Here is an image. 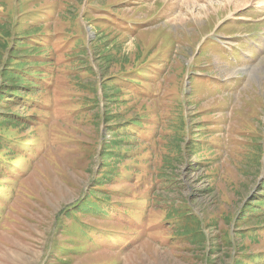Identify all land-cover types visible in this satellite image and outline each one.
Here are the masks:
<instances>
[{
  "label": "rangeland",
  "instance_id": "rangeland-1",
  "mask_svg": "<svg viewBox=\"0 0 264 264\" xmlns=\"http://www.w3.org/2000/svg\"><path fill=\"white\" fill-rule=\"evenodd\" d=\"M25 31L41 64L0 96V264H264V0H0V67ZM146 53L162 97L115 102L105 80ZM140 110L107 155L111 116Z\"/></svg>",
  "mask_w": 264,
  "mask_h": 264
},
{
  "label": "trees",
  "instance_id": "trees-1",
  "mask_svg": "<svg viewBox=\"0 0 264 264\" xmlns=\"http://www.w3.org/2000/svg\"><path fill=\"white\" fill-rule=\"evenodd\" d=\"M91 6V5H90ZM100 10L94 11L92 10L93 13H98ZM109 18V17H108ZM134 22L137 23L138 26V22L136 21V19H132ZM131 21V20H129ZM128 21V22H129ZM140 22V20H139ZM10 27L11 28H15L18 23L15 20H12L11 22H9ZM127 24V23H126ZM126 27L128 28V25H126ZM161 27V26H160ZM132 28V27H130ZM39 29V28H38ZM163 31H167L162 29ZM35 31H31V33H34ZM170 34V31H167ZM101 35H103V32H101V34L99 35L98 38H95L93 40L92 45L94 46V51L97 50V52H94V57H95V63H97L96 65H98L99 67H101L100 65H105V67L110 64V62H113L114 59L111 55V52H115L114 48H111L108 51V54L106 53V49L104 47H106V42L108 40H105L101 37ZM173 36V35H172ZM13 37V40L10 42V45L7 46L9 47L10 51L8 52V55L6 56L8 59L3 63V66L0 67V96L3 95L2 93H5V95L7 94H11L12 96L6 100V102H14L16 99H20V97L23 94H26L24 91L30 87L33 86L35 89L38 88V86H35L33 83H31L29 81V77L31 76L30 71L26 68L27 66H29L32 63H27L25 62V58L27 59H31L33 60V64L35 65V69H37V65L41 64L38 63V61H34L35 58L39 57L40 55V51L42 50V47L40 46L37 38H32L30 37V32L25 31V33H23L22 36H18L17 34H15ZM22 37V38H21ZM78 39V38H77ZM74 40L72 38V42L74 40V43L72 44V51H74L81 59V56L79 55V51L82 49L80 46H78V48H75L76 45H78V41L80 40ZM82 45H84L85 40L84 37L80 40ZM79 41V42H80ZM174 41V39H173ZM71 42V43H72ZM112 43V41L110 42ZM175 43V42H174ZM174 45V44H173ZM6 48V47H4ZM1 51V50H0ZM140 53V51H139ZM138 53V55H139ZM24 57V58H22ZM149 58L148 53L144 54L140 61L137 63V65H135L133 68L130 69H126V70H120L117 72L116 75L113 76H109L107 77V79L105 80V83L103 85L104 89L107 88H111L114 90L115 96H116V100L115 102L119 103L118 100L123 97V101H127L130 102L134 96H139V97H143V99L145 100H149V99H153L156 97H162L161 96V89L162 86L164 84H162L161 82H157V84H155L154 79H151L150 76H146L143 75L141 73L142 68L141 66L144 65V62L147 61ZM47 58H43V61L46 62ZM122 60V61H121ZM120 60V62L124 65L126 62L125 60L122 58ZM50 61V60H48ZM83 61V60H82ZM161 61L164 63V66L167 64H173V62L171 61V59L163 56L161 58ZM85 63H89L88 59H85ZM122 65L119 66V68L121 69ZM166 68V66H165ZM34 79L38 80V72H34ZM2 87V88H1ZM113 92H111V102L113 104V99H114V95L112 94ZM122 104H126L127 103H122ZM9 113L6 114L7 116L5 117L6 119L4 120L5 123H11L12 121V117L16 116V114H14L13 109L12 110H8ZM142 110H140L139 112H135V115L132 116L130 119H125L124 116L122 114H117V116H111V120H114L115 122L112 124L114 126V128H112V131L110 132V137H111V142H108L107 144L105 143V152L106 154L108 153H114L115 149L116 154H113L115 159H124V155H126L128 153V145L125 143H121L120 142V138L118 137V134L115 131H117L120 128L123 129H128L132 126H139L141 125L142 122V118L141 115L142 114ZM111 113V112H110ZM129 123V124H128ZM112 126V127H113ZM114 129V130H113ZM149 134V132H147ZM151 135V134H149ZM145 138H149L147 136V134L144 135ZM3 139L6 140L5 137H3ZM123 147H126L125 150H123ZM261 149V148H260ZM107 154V155H108ZM261 156V155H260ZM121 178L125 181L130 183V177H126L124 175L121 176ZM135 182V181H134ZM264 184V182H263ZM262 184V185H263ZM263 187V186H262ZM96 191H94V193H92L90 191L89 195L93 198L97 197L96 196ZM101 201H104V199H101ZM83 205V206H87L90 209H95L97 210L99 213L103 214L105 213L106 209L103 206H100V204H96L93 203L91 200H89V202L87 203L85 201V198H81L78 200V202L75 203V205ZM254 205L260 206L264 212V200L259 199V198H255V200L253 201ZM77 207H72V209H77ZM70 209V208H69ZM139 220V219H138ZM248 220H254L256 223L255 225H263L264 224V214L258 215L256 217H249ZM121 224V223H120ZM128 232V231H127ZM111 235V236H110ZM120 234H109V231L104 233L103 238H106L109 240V236L110 237H118Z\"/></svg>",
  "mask_w": 264,
  "mask_h": 264
}]
</instances>
